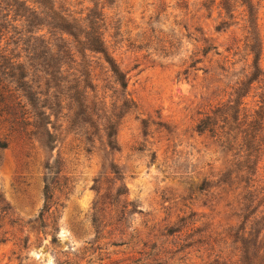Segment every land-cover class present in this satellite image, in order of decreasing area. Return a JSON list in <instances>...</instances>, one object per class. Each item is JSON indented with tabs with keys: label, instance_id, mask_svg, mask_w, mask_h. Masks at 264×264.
<instances>
[{
	"label": "rangeland",
	"instance_id": "obj_1",
	"mask_svg": "<svg viewBox=\"0 0 264 264\" xmlns=\"http://www.w3.org/2000/svg\"><path fill=\"white\" fill-rule=\"evenodd\" d=\"M50 1L81 22L98 15L127 86L79 45L48 90V120L0 116V264H264V126L249 150L235 128L264 116V0H251V28L238 0ZM252 29L261 81L229 135L198 132L250 76ZM3 32L0 46L23 58L19 35ZM76 90L81 107L66 98Z\"/></svg>",
	"mask_w": 264,
	"mask_h": 264
},
{
	"label": "trees",
	"instance_id": "obj_2",
	"mask_svg": "<svg viewBox=\"0 0 264 264\" xmlns=\"http://www.w3.org/2000/svg\"><path fill=\"white\" fill-rule=\"evenodd\" d=\"M5 1L4 7H0V38L4 35L3 31L7 32L8 26H10L14 34L19 35L14 42L16 44L20 41L23 42L24 46L22 50L25 54L22 58L21 54H12L13 50L8 52V43L5 46H0V116L5 114L13 120L17 119L21 121L30 117H26V114L32 113L31 116L37 117L38 120H42V118L48 120L49 114L45 109L52 108L51 103H47V97H49L48 90L51 87H59L63 83L65 77L61 75L69 71L70 63L74 62L72 57L75 52H73L72 47L77 48L79 45H83L84 50L89 52L102 54L109 64L115 82L122 89L126 88L125 75L116 68L111 58L108 57L102 40V33L98 31V15L95 12L83 18L82 23L81 19L77 20L71 17L70 14L56 11L50 0H34L33 6L27 4V0ZM238 1L246 8V15L249 27L251 28L255 18V8L251 0ZM3 10L6 12L2 13ZM9 15L10 17H8ZM16 21L20 23L11 26ZM45 27L48 28L47 37L39 33ZM250 34L251 37L248 40L250 44L248 47L250 53L253 54V70L250 76H245V80L238 82V86L233 92L236 95V99L232 101L228 100L225 104L215 106L210 113H206L199 119L196 124L198 132L203 133L207 131L213 137L218 136L217 138H221V133L223 132L229 135V132L224 131V129L228 128L227 130H231L230 122L235 123L238 121L239 105L242 104L240 99L246 96L253 82L261 81L260 76L262 72L258 64L259 53H256L257 39L253 29L250 31ZM23 36L27 38L23 39ZM70 37L72 40H69ZM77 51L81 53L80 50ZM37 73L39 76L37 77L38 79H35ZM39 81H43V84L47 87L46 92L43 94L34 88V84L39 83ZM83 91L76 90L74 93L67 95L66 98L76 103L78 107H81V101L85 98ZM40 95H44L45 98L41 99ZM39 102L42 104L37 106ZM230 102L233 103L230 104ZM255 113L259 116L260 122H258V119L247 122V117H251V115L245 114L242 117L243 120L235 127L238 129L240 126H244V128L238 130L242 135V143L239 144L241 149L244 147L245 150L253 148L251 142H253L257 133L264 126V116L260 115L261 113ZM258 123L261 126L256 128L255 125ZM16 130L21 132L18 124ZM255 130L257 132H254ZM45 132L50 135L48 128H46ZM7 144V141L0 138V148H5ZM245 156L248 160L251 154L247 153ZM243 259L245 262L248 261L246 255H244Z\"/></svg>",
	"mask_w": 264,
	"mask_h": 264
}]
</instances>
